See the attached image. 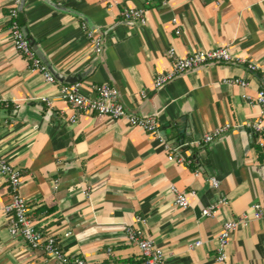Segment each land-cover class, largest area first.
Masks as SVG:
<instances>
[{
  "label": "crops",
  "instance_id": "0c3cea01",
  "mask_svg": "<svg viewBox=\"0 0 264 264\" xmlns=\"http://www.w3.org/2000/svg\"><path fill=\"white\" fill-rule=\"evenodd\" d=\"M12 4L0 0V156L21 169L20 192L33 222L56 236L68 254L90 262L144 264L139 246L126 237L130 224L164 250L165 264H215L223 222L264 203V146L252 128L260 120L264 130V114L242 96H255L264 85V0H24L20 7L36 52L57 72L81 76L87 97L108 83L129 112L156 114L163 137L178 144L190 163L170 161L156 137L125 119L77 112L71 122L76 111L58 84L30 70L15 49L8 33ZM125 7H144L146 24L123 18ZM84 25L101 34L102 52L95 51ZM222 45L261 70L212 63L154 87L156 74L170 67V47L185 57L192 49ZM230 78L248 86L226 83ZM224 124L231 128L211 143L188 144ZM171 185L187 193V208L174 204ZM222 197L228 205L201 216L203 207ZM9 199L0 173V205ZM196 240L201 245L190 248ZM227 251V264H264V219L234 230ZM0 264L54 260L12 236L0 210Z\"/></svg>",
  "mask_w": 264,
  "mask_h": 264
},
{
  "label": "built area",
  "instance_id": "2783aa9c",
  "mask_svg": "<svg viewBox=\"0 0 264 264\" xmlns=\"http://www.w3.org/2000/svg\"><path fill=\"white\" fill-rule=\"evenodd\" d=\"M23 0H13L12 6L8 10L10 25L8 28L9 37L17 52L21 54L28 62L30 70L43 75L45 80L51 84H58L61 97L76 111L69 119L71 122L77 121V112H89L109 116L112 119H125L130 126L138 127L143 131L156 137L166 150L167 158L170 161L178 163H190L179 151V146L169 143L160 132V124L156 114L137 115L129 112L125 105L119 101L118 89L108 83H102L95 87V96L87 97L81 92V81L73 83H58L55 76L50 72L47 65L43 62L36 50L30 44L25 34L23 25L20 21V7ZM166 4L167 0H161ZM126 20H133L140 24H146V9L144 7L132 8L125 7L121 12ZM177 25L176 18L173 19ZM86 34L94 44L97 53L103 50V37L95 29L86 28ZM176 33L181 34L182 29L176 28ZM167 57L170 60V67L165 72L156 74L154 77V87L161 88L173 81L182 73L200 68L212 63H230L246 64L248 70H261L260 66L246 58L233 54L228 45L216 46L209 49H192L185 57H180L174 47L167 50ZM261 78L264 82V70ZM229 84H238L244 89L248 82L242 78H230L225 80ZM145 94V92H143ZM243 98L260 106L261 115L264 114V85L257 90L256 95L252 96L247 92L243 93ZM41 100L51 106V100L42 97ZM231 128V124L217 126L211 131L205 132L200 138L188 141L191 146H201L211 143L215 138ZM252 128L259 134V144L264 146V130L261 121L252 124ZM0 173L5 178L9 188L10 199L7 203L0 205V210L4 214V221L10 234L14 237H20L25 240L32 248L40 249L49 255L54 264H102L101 262H90L80 256L68 254L61 246L60 241L53 234H48L38 227L30 217L29 208L26 199L20 192L22 185V171L19 167L14 166L5 157L0 156ZM212 185L217 188L220 181L217 177H211ZM174 193V204L181 208H187L189 200L187 193L179 190L175 185L170 186ZM85 193L90 194L88 188ZM229 200L222 197L218 202L211 203L201 210V216H214L221 205H228ZM264 219V203L256 202L252 205L251 211H245L238 216H233L223 222L221 231L217 236V249L214 257L215 264H227L229 254L227 247L231 234L239 227L247 226L251 220ZM137 220H141L139 217ZM126 237L129 242L139 246L144 264H165L166 255L164 250L157 246L152 238L147 237L143 230L135 225L126 224L124 227ZM67 232L65 235L68 236ZM201 240L192 242L190 248L201 245Z\"/></svg>",
  "mask_w": 264,
  "mask_h": 264
},
{
  "label": "water",
  "instance_id": "95a60500",
  "mask_svg": "<svg viewBox=\"0 0 264 264\" xmlns=\"http://www.w3.org/2000/svg\"><path fill=\"white\" fill-rule=\"evenodd\" d=\"M23 2H24V0L22 1V4H23ZM22 4H21V6H22ZM51 4L53 5V6H56V7H58V8H62V6L61 5H59V4H55L53 1H51ZM63 9H65L66 11H69V12H72V13H79V12H75V11H73V10H69L68 8H63ZM20 20H21V23H23V17H22V14L20 15ZM23 28H24V26H23ZM24 31H25V34L27 35V37H28V40H29V42H30V44L33 46V48L36 50V47L37 46H35L34 45V41L32 40V38H30L29 36H28V32L26 31V29L24 28ZM37 54L41 57V59L43 60V62L47 65V67H48V69L50 70V72L55 76V78L56 79H58L59 81H62V82H64V83H73V82H76V81H81V76H76V77H72V78H66L65 76H63L62 74H60L59 72H57L55 69H54V67L49 63V62H47L45 59H43V56H42V53L40 52V50H37ZM247 131H249V129L247 128ZM175 146H177L178 144H174Z\"/></svg>",
  "mask_w": 264,
  "mask_h": 264
}]
</instances>
